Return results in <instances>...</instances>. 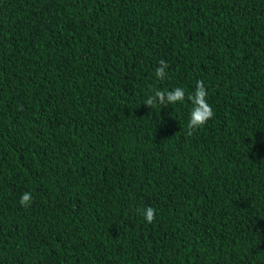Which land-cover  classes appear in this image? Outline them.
Here are the masks:
<instances>
[{"label":"trees","instance_id":"1","mask_svg":"<svg viewBox=\"0 0 264 264\" xmlns=\"http://www.w3.org/2000/svg\"><path fill=\"white\" fill-rule=\"evenodd\" d=\"M0 264H264V0H0Z\"/></svg>","mask_w":264,"mask_h":264},{"label":"clouds","instance_id":"2","mask_svg":"<svg viewBox=\"0 0 264 264\" xmlns=\"http://www.w3.org/2000/svg\"><path fill=\"white\" fill-rule=\"evenodd\" d=\"M168 64L164 60L159 61V66L155 69V76L163 80L167 75ZM207 90L202 81H197L195 90L186 97L185 90L177 87L172 90H155L153 94L149 95L144 101V105L153 109L154 106L159 105L166 107L177 103H182L187 99L192 105L189 120L187 123L188 134L191 135L193 131L202 128L214 116L212 107L207 102ZM31 192L21 194L19 203L23 207H28L32 202ZM144 220L151 224L155 219V209L147 207L142 210Z\"/></svg>","mask_w":264,"mask_h":264}]
</instances>
